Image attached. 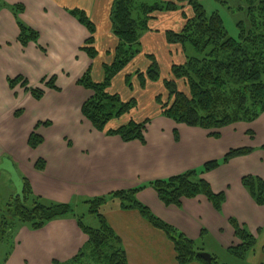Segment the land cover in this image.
<instances>
[{
  "label": "crops",
  "instance_id": "crops-1",
  "mask_svg": "<svg viewBox=\"0 0 264 264\" xmlns=\"http://www.w3.org/2000/svg\"><path fill=\"white\" fill-rule=\"evenodd\" d=\"M136 1L153 4L145 2L148 0ZM183 1L176 3L181 6L176 11L152 15L149 31L140 38V53L112 80L110 93L118 94L123 101L133 98L137 103L129 115L120 119L121 124L129 119L139 121L136 112L143 106L141 101L145 99L154 105L155 97L163 95L162 79L168 78L171 66L184 63L181 47L168 44L165 37L166 31L182 29L186 21L182 15L191 16L190 7L185 5L187 0ZM1 4L23 6L20 21L38 35L37 44L22 47L12 12L0 7V162L3 158L11 160L18 174L28 180L35 196L77 206L89 198L199 169L207 162L220 160L229 148L249 147L254 149L250 155L234 158L201 176L212 192L224 193L220 212L203 196L184 199L179 208L164 206L148 187L136 197L157 218L194 241L218 263L219 253L228 255L227 250L239 244L230 219H235L255 238L252 256L264 253V238L261 240L264 207L257 206L241 185L242 177L247 175L264 180V152L259 149L264 145V121L257 122L256 128H251L254 123L226 127L216 139L207 131L176 124L155 111L146 114L150 123L144 132V144L125 143L118 137L96 132L81 115V107L91 93L78 86L77 81L90 69L92 80L102 82L103 66L114 59L119 42L112 30L113 0H0ZM74 10L83 12L94 26L97 51L94 60L80 49L90 34L71 16ZM146 55L154 56L161 79L158 83L147 82L142 89L135 73H144L148 68ZM127 75L131 76V89L125 83ZM17 76L26 79L30 88H40L43 79L54 76L59 91L45 89L43 98L36 101L20 86L14 90L8 87L7 79ZM46 122L49 126L41 125L36 130L42 144L30 149L27 144L30 134L38 123ZM111 124L114 121L108 128ZM244 137L251 141L259 137L261 144L238 145V140ZM39 160L45 163L42 171L35 168ZM103 213L120 239L128 264H177L172 243L138 212L124 211L118 205ZM87 240L71 218L54 220L38 231L22 228L13 254L4 264L66 263ZM247 257L244 262L251 258Z\"/></svg>",
  "mask_w": 264,
  "mask_h": 264
},
{
  "label": "trees",
  "instance_id": "trees-1",
  "mask_svg": "<svg viewBox=\"0 0 264 264\" xmlns=\"http://www.w3.org/2000/svg\"><path fill=\"white\" fill-rule=\"evenodd\" d=\"M181 2L184 1H176ZM176 3L157 2L149 5L136 0H113L112 30L119 42L114 59L111 64L103 66L102 82L96 83L92 80L90 69L77 81L78 86L91 93L81 107V115L96 132L104 133L108 137H118L125 143L138 141L144 144V132L150 118L142 121L129 119L124 124L108 128L110 122L129 115L137 105L135 99L123 101L118 94L110 93L109 88L114 77L140 53V38L149 31L148 21L152 15L157 12L176 11ZM186 3L191 9V16L188 18L182 15L186 19L182 29L179 32L165 33L168 44L181 47L185 61L171 66L168 78L162 79L166 101L163 102L162 96L157 95L155 103L161 116L176 124L207 131L211 137L218 139L220 130L239 123H252L264 113V0H251L247 9H241L246 11L248 21L237 24V39L228 36L220 15L206 14L199 0H187ZM0 7H6L12 12L19 29L18 42L22 47H26L28 43H38L37 33L19 19L24 11L23 6L1 4ZM70 14L88 30L90 37L80 49L90 60H94L97 56L93 39L94 26L83 12L74 10ZM146 58L150 62L148 68L144 73H135L142 89L147 82L158 83L161 79L154 56L146 55ZM55 80L54 76L45 78L40 82L42 88H30L26 79L17 76L7 79V84L11 90L20 86L34 100L40 101L45 89L59 91ZM179 82H183L187 92L178 88ZM125 83L131 89V76L125 77ZM41 125L49 126V123H38L30 134L27 144L32 150L43 142L36 133ZM260 150L264 151V145ZM253 152L254 149L249 147L231 149L220 160L207 162L199 169L165 180H155L130 190L86 199L82 204L88 207V215L97 218L99 227L96 229L85 226L83 215H78L71 204L35 196L29 182L21 175L19 176L24 184L23 202L12 198L13 204L7 210L11 212L12 219L31 231L41 230L54 220L71 218L76 221L80 231L87 237V243L70 261L53 264H128L120 239L108 226L104 213L100 211L108 202L115 200L119 201L120 209L138 212L154 229L164 233L173 245L177 264H206L198 257L199 253H205L199 245L157 218L136 196L148 187L155 192L164 206L177 208L184 199L203 196L220 212L225 202L224 193L212 192L201 176L234 158L248 156ZM44 167L42 160L35 165L39 171ZM241 185L257 206L264 207V181L261 178L244 176ZM229 224L239 244L229 248L227 253L235 260L243 261L254 251L256 240L235 219H230ZM6 233L4 228H0V241L4 240ZM5 261L6 258L3 264ZM212 263L219 264L213 257Z\"/></svg>",
  "mask_w": 264,
  "mask_h": 264
},
{
  "label": "rangeland",
  "instance_id": "rangeland-1",
  "mask_svg": "<svg viewBox=\"0 0 264 264\" xmlns=\"http://www.w3.org/2000/svg\"><path fill=\"white\" fill-rule=\"evenodd\" d=\"M156 1H158V0H148L145 2H148V3L153 2V4H154V3H156ZM250 1L251 0H199V2L204 7L207 15H211L213 13L220 15L228 36L231 38H234V39H237L238 34H239L237 24L238 23L245 24L248 21V16H247L246 11L245 12L241 11V9H243V8L247 9ZM185 5H187V3H185ZM179 7H181V6H179ZM188 50L192 53V51L189 48H188ZM190 52H188V53L190 54ZM40 88H42V87L40 86ZM178 88L182 91L187 92V89H186L185 85H183V82L178 83ZM113 90H117V89L115 88ZM157 90L158 89H156V94H157ZM162 94H163V95H161L162 101L165 102L166 101V95L164 94V92H162ZM122 96H124V94ZM142 102H144L143 106L141 105V108H139L136 112V116H138L137 120H139V121H142L143 119H145V117H148L146 115L147 113L150 114V113H153L155 111H157V112L159 111L158 110L159 108L156 105L155 101H154V105H152V106H151V101H146L144 99V101H141V104H142ZM145 104L147 107L145 106ZM120 119H115L114 124H111L110 128H114L115 126L120 125L122 122L121 121L122 119L121 120ZM260 119L262 121H260ZM44 121H45V119H44ZM263 121H264V113L261 114L252 123H248V124L242 123L239 126H247V125L250 126V124L252 125L254 123L251 126V128H256V126H255V125H257L256 123L257 122H263ZM57 130H60V129L57 128ZM57 134L59 136L61 135L60 132H57ZM62 134L64 136V134H66V133L64 132ZM248 135H250V137L253 136V134H251V133H248ZM249 144H252V145L261 144L259 137H257L253 141H251L247 137L240 138L238 140V145H242V146L246 145L247 146ZM240 148H243V147H240ZM229 149H228V151H229ZM251 176L256 177V175H251ZM14 193H15V190H14V188H13V186L9 180V176L6 173L0 171V228H4L7 231L4 240L0 241V264H3L4 258H6V260H7V259H9L11 254H13V250H14L15 245H16V239L18 237V234L20 233L22 228H27L26 226L21 225L15 219H12L10 217L11 212L9 210H7L8 206L9 205L11 206L13 204L12 198L14 196ZM104 196H106V195H104ZM101 197H103V196H101ZM71 205L75 208V212L78 215H83V223L85 224V226L90 227V228H95V229L99 227V223H98L97 218L94 217L93 215H88V212H87L88 207L87 206H85L82 203L78 204L77 206L74 203ZM118 205H119L118 200L108 202L100 211L104 212L105 210L112 208L113 206H118ZM263 238H264V234L261 235V240ZM261 240H260V242H261ZM260 242H258V245L260 244ZM258 245H257V247H259ZM251 253H249L247 255L248 257H251V258H249V260L247 262L238 261V260H235L234 258H232L231 256L227 255V254L219 253V255H218L219 263H221V264H249V262H252L254 264L264 263V253L261 255L259 253H257L256 256H252L253 253L252 254Z\"/></svg>",
  "mask_w": 264,
  "mask_h": 264
},
{
  "label": "water",
  "instance_id": "water-1",
  "mask_svg": "<svg viewBox=\"0 0 264 264\" xmlns=\"http://www.w3.org/2000/svg\"><path fill=\"white\" fill-rule=\"evenodd\" d=\"M0 171L6 173L9 176V180L15 190L13 198L19 199V201L22 203L24 184L12 161L8 158H3L0 162ZM198 257H200L206 264H213L212 257L208 253H199Z\"/></svg>",
  "mask_w": 264,
  "mask_h": 264
}]
</instances>
